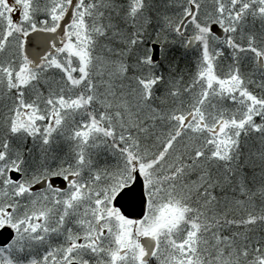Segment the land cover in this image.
I'll list each match as a JSON object with an SVG mask.
<instances>
[{
	"label": "snow or ice",
	"instance_id": "snow-or-ice-1",
	"mask_svg": "<svg viewBox=\"0 0 264 264\" xmlns=\"http://www.w3.org/2000/svg\"><path fill=\"white\" fill-rule=\"evenodd\" d=\"M0 264H264V0H0Z\"/></svg>",
	"mask_w": 264,
	"mask_h": 264
}]
</instances>
